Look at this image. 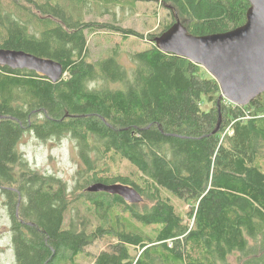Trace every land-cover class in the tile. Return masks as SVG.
Segmentation results:
<instances>
[{
  "label": "trees",
  "instance_id": "trees-1",
  "mask_svg": "<svg viewBox=\"0 0 264 264\" xmlns=\"http://www.w3.org/2000/svg\"><path fill=\"white\" fill-rule=\"evenodd\" d=\"M69 1L82 4L79 15L58 0H0V48L64 68L53 82L0 64V199L14 264H82L105 238L93 264H264V92L235 105L201 65L155 44L178 20L194 35L239 27L249 0H160L170 19L130 66L121 42L92 60L87 33L145 35L85 12L137 0ZM30 132L75 141L74 186L29 164L20 143ZM122 159L136 171L115 169ZM96 183L136 195L89 190Z\"/></svg>",
  "mask_w": 264,
  "mask_h": 264
},
{
  "label": "water",
  "instance_id": "water-1",
  "mask_svg": "<svg viewBox=\"0 0 264 264\" xmlns=\"http://www.w3.org/2000/svg\"><path fill=\"white\" fill-rule=\"evenodd\" d=\"M249 2L246 22L232 30L194 35L178 20L157 36L155 42L161 51L201 65L218 82L221 96L239 106L249 104L264 92V0ZM0 64L36 71L53 82L64 74L60 62L22 50L0 48ZM220 122L221 117L218 126ZM89 190L119 191L128 199L136 195L125 187L103 183L92 184Z\"/></svg>",
  "mask_w": 264,
  "mask_h": 264
},
{
  "label": "rangeland",
  "instance_id": "rangeland-1",
  "mask_svg": "<svg viewBox=\"0 0 264 264\" xmlns=\"http://www.w3.org/2000/svg\"><path fill=\"white\" fill-rule=\"evenodd\" d=\"M58 1L72 15L77 16L83 10L80 3L70 2L69 0ZM20 2L26 3V0H20ZM5 4H8L11 8L17 5L14 0L11 2L5 0ZM90 8L88 13L85 12L86 20L113 21L122 27L133 28L145 35L143 40L136 37L124 40L121 35H115L113 37L115 40L113 39L114 41L110 42L105 33L96 35L87 33L92 60L108 55L115 43L121 42L120 61L127 66L131 64V55L137 51L147 49L152 43L154 35L160 33L164 27V22L170 19L166 8L163 7L160 1L137 0L133 4H117L111 9V13L108 11L102 13L95 5L94 7L91 5ZM202 106H209L206 99H203ZM231 132V129L227 128L223 135ZM20 149L33 168L50 175H56L67 181L70 187L74 186V174L79 166V158L76 153L75 141L70 136L62 138L52 136L43 140L34 133H26L21 139ZM122 161L121 163L117 161L114 168L124 173L136 171L128 160L122 159ZM0 198H2V195ZM5 199H0V264H14L15 255L12 249L10 232L11 217ZM182 208L187 209L188 206L183 205ZM110 242V239L105 238L98 239L88 245L85 249L88 254L81 259V263L93 264L94 256L101 250L108 248ZM231 261L234 262L235 259L231 258Z\"/></svg>",
  "mask_w": 264,
  "mask_h": 264
},
{
  "label": "bare ground",
  "instance_id": "bare-ground-1",
  "mask_svg": "<svg viewBox=\"0 0 264 264\" xmlns=\"http://www.w3.org/2000/svg\"><path fill=\"white\" fill-rule=\"evenodd\" d=\"M248 106V105H247ZM23 153V152H22ZM12 225V224H11Z\"/></svg>",
  "mask_w": 264,
  "mask_h": 264
}]
</instances>
